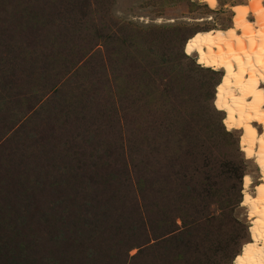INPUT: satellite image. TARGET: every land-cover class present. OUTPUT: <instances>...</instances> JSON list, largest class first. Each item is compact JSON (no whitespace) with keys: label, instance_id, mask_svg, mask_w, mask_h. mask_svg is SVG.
<instances>
[{"label":"rangeland","instance_id":"374dc122","mask_svg":"<svg viewBox=\"0 0 264 264\" xmlns=\"http://www.w3.org/2000/svg\"><path fill=\"white\" fill-rule=\"evenodd\" d=\"M215 1L0 0V264H236L262 167L187 47L256 0Z\"/></svg>","mask_w":264,"mask_h":264},{"label":"bare ground","instance_id":"6f19581e","mask_svg":"<svg viewBox=\"0 0 264 264\" xmlns=\"http://www.w3.org/2000/svg\"><path fill=\"white\" fill-rule=\"evenodd\" d=\"M210 2L213 6L216 3ZM241 8H234L240 12L234 22L237 28L195 35L187 54L199 56V64L205 68L229 72L228 82L219 90V105L231 112L232 129H245L243 148L250 151L249 157L260 159L263 173V182L255 186L252 195L244 191V205L253 208L255 224L253 241L237 256L236 264H264V133L258 134L253 125L260 118L264 120V6L256 0L253 8ZM250 9L259 16L260 30L247 19ZM245 177L246 189L250 179Z\"/></svg>","mask_w":264,"mask_h":264}]
</instances>
